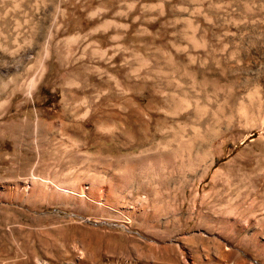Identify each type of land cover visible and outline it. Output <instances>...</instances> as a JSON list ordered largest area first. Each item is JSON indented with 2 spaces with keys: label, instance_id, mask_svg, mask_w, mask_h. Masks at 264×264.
I'll return each mask as SVG.
<instances>
[{
  "label": "rangeland",
  "instance_id": "obj_1",
  "mask_svg": "<svg viewBox=\"0 0 264 264\" xmlns=\"http://www.w3.org/2000/svg\"><path fill=\"white\" fill-rule=\"evenodd\" d=\"M0 264H264V0H0Z\"/></svg>",
  "mask_w": 264,
  "mask_h": 264
}]
</instances>
